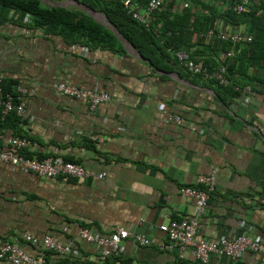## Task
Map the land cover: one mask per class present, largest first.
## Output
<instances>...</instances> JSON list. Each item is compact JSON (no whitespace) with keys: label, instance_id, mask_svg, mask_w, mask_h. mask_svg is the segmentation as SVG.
Here are the masks:
<instances>
[{"label":"crops","instance_id":"obj_1","mask_svg":"<svg viewBox=\"0 0 264 264\" xmlns=\"http://www.w3.org/2000/svg\"><path fill=\"white\" fill-rule=\"evenodd\" d=\"M137 1L131 5L136 10ZM237 1L164 0V7L169 18L187 9L201 18L211 16L209 29L250 35L251 19L229 14ZM41 2L83 10L107 26L102 13L81 2ZM246 6L256 15L264 12L261 0ZM138 11L145 13L142 7ZM31 22L0 10V81L33 90L24 98L31 118L3 120L0 145L6 146L11 135L26 136L33 142L25 150L30 156L60 154L94 172L106 171V177L46 178L0 161V241L22 244L39 256L41 246L23 235L51 234L72 248L68 254L43 252L52 264H191L196 259L189 249L179 257L176 244L160 248L168 239L159 224L191 214L194 201L179 192L180 186H198V175L213 173L200 233L208 239L242 234L264 243V67L247 70L257 81L233 76L255 89L253 95H234L182 64L170 62L168 71L154 67L135 56V47L110 26L118 38L114 49L69 42L61 32L48 33ZM214 39L206 36L204 45L193 46L190 58L205 68V60L219 62L226 53L213 49ZM58 82L107 92L110 99L91 109L86 99L59 93ZM175 116L183 122L176 123ZM118 226L145 234L150 243L122 239L118 254L101 262V247L79 237L81 227L108 235ZM203 264H264V256L250 251L235 259L211 255Z\"/></svg>","mask_w":264,"mask_h":264},{"label":"built area","instance_id":"obj_2","mask_svg":"<svg viewBox=\"0 0 264 264\" xmlns=\"http://www.w3.org/2000/svg\"><path fill=\"white\" fill-rule=\"evenodd\" d=\"M135 1L124 0V4L135 19L146 25L150 21L151 14L165 10L164 0H148L144 10L145 13H140L131 7ZM248 1L239 0L232 5V9L236 13H240L246 8ZM188 5V3H184V6ZM206 36L228 40L235 45L240 42H249L252 40L251 35L239 32L229 33L225 29H218V31L209 29L206 32ZM226 54L231 55L232 52H227ZM177 56L180 64L192 73H203L210 78L214 77L220 84L228 83L225 77L226 67L224 65H220L215 70L209 71L207 68L202 67L200 63L190 58L186 51L177 52ZM55 89L70 98L86 99L91 109L95 108L97 104L110 99L107 92L84 89L66 82L56 83ZM32 92V89L23 86H18L13 91L8 92L0 86L1 117L5 118L8 114L15 113L19 119L29 120L31 115L26 107L24 98L32 94ZM243 92L246 95L255 94L249 86H244ZM174 121L176 123L183 122L180 116H175ZM192 129H195V126ZM0 138H2L1 130ZM93 139H97V136H94ZM5 142L6 146L2 147L0 145V161L12 166H19L38 176L46 178L72 177L79 179H103L106 177V171L94 172L84 167L81 163L65 159L60 154H51L43 157L26 154L25 150L31 148L33 145L32 140L26 136L11 135ZM214 182L215 177L213 173L200 174L197 177L198 186H180L179 192L194 201V209L191 214L182 217L180 220H171L167 223L159 224L160 231L168 239L166 243L160 245V248L171 250L174 244H176L178 246L179 257H183L184 250L189 249L192 256L196 259L191 264L206 263L211 255H223L235 259L244 251L259 253L264 256V243L252 236L237 234L233 236L224 235L218 239H208L200 233L199 220L207 207L210 192L214 189ZM79 237L85 242L101 247L98 254V259L101 262L118 254V244L122 239L133 238L141 245L150 243L149 238L145 234L130 231L121 226L116 227L108 235H101L94 232L91 228L81 227ZM23 239L33 245L41 246L42 254L40 256H34L28 253L22 244L12 241H0V261L8 262L9 264H49L43 254L44 251L54 250L65 254L71 248L70 244L62 243L51 234H44L38 238L29 233H25Z\"/></svg>","mask_w":264,"mask_h":264},{"label":"trees","instance_id":"obj_3","mask_svg":"<svg viewBox=\"0 0 264 264\" xmlns=\"http://www.w3.org/2000/svg\"><path fill=\"white\" fill-rule=\"evenodd\" d=\"M74 1L81 2L102 13L124 40L132 44L141 56L150 60L154 67L162 71L172 70L173 66L170 65L172 63L180 64L177 56L179 51H186L189 57H193L189 54V50L198 44H205L206 31L210 28L208 24L212 18L211 16L201 18L187 9H183L182 12L169 18L168 12L163 10L151 14L150 21L146 25L133 17L132 13L125 7L124 0ZM139 1V5L145 10L148 0ZM261 1L262 7H264V0ZM248 8L246 6L245 10L240 13L231 10L229 14L238 19V15L244 14L251 19L248 34L252 36V40L235 45L228 40L214 39L212 40L215 46L213 49L220 47L221 51L225 53L231 50L232 45L236 46V49H232V54H226L219 62L218 60L213 63H209L207 60L203 62L209 71L215 70L219 65L226 67L225 77L230 79L229 81L232 80L231 82L220 84L214 77L210 80L213 79L217 90H227L234 95L243 92L244 87L237 83V78L249 76L247 70L250 68L264 67V12L261 15H256V11L246 10ZM1 9L13 10L14 13H17L19 22L28 16L32 21L30 26L42 27L48 33L61 32V35L69 42L90 44L92 47L108 46L110 49H114L111 44L118 41L109 27L96 21L83 10L64 6H48L43 4L41 0H0ZM224 15L226 16V14ZM194 33L195 37L192 40ZM155 57L158 61L155 60ZM233 76H237V78H232ZM248 78L257 81L254 74ZM235 85L238 86L237 89L234 88ZM0 86L8 92L14 90L11 83L5 84L0 81ZM251 88L255 90L253 86ZM9 119L13 120L12 123L20 121L15 113L8 114L4 119L0 115V127L3 120ZM26 154L31 155L30 153Z\"/></svg>","mask_w":264,"mask_h":264},{"label":"water","instance_id":"obj_4","mask_svg":"<svg viewBox=\"0 0 264 264\" xmlns=\"http://www.w3.org/2000/svg\"><path fill=\"white\" fill-rule=\"evenodd\" d=\"M89 10H90V13L94 16L96 12H94V11L91 10V9H89ZM106 25H107V26H110V27L112 28V30L115 32V34L117 35V37H118L121 41H123L124 43H126L125 40L119 35L118 31L116 30V28H115L114 26H111V24H110L108 21H106ZM126 44H127V43H126ZM134 55L137 56V57H139V58L144 59V58H143L139 53H137L136 51H135V54H134ZM146 61H148V60H146Z\"/></svg>","mask_w":264,"mask_h":264},{"label":"clouds","instance_id":"obj_5","mask_svg":"<svg viewBox=\"0 0 264 264\" xmlns=\"http://www.w3.org/2000/svg\"><path fill=\"white\" fill-rule=\"evenodd\" d=\"M126 7V6H125ZM127 8V7H126ZM245 10V9H244ZM243 10V11H244ZM144 11V10H143ZM57 238V237H56ZM58 239V238H57ZM59 240V239H58ZM60 241V240H59ZM63 243V242H62ZM65 244H69V243H65ZM24 246V245H23ZM70 247H71V245H70ZM25 248V247H24ZM26 250V249H25ZM47 251H52V252H58V251H54V250H46V251H44V252H47ZM72 251V248H70V251L69 252H67V253H65V254H68V253H70ZM58 253H60V252H58ZM60 254H62V253H60ZM32 255V254H31ZM34 256H38V255H34ZM40 256V255H39ZM111 257H113V256H111ZM46 259V258H45ZM47 260V259H46ZM48 261V260H47ZM106 261V260H105ZM48 263L49 264H52V263H50L49 261H48Z\"/></svg>","mask_w":264,"mask_h":264},{"label":"rangeland","instance_id":"obj_6","mask_svg":"<svg viewBox=\"0 0 264 264\" xmlns=\"http://www.w3.org/2000/svg\"><path fill=\"white\" fill-rule=\"evenodd\" d=\"M44 2L50 4L49 1L48 2L47 1H44ZM98 19H99V21L105 23V18H103V16L101 14H98Z\"/></svg>","mask_w":264,"mask_h":264}]
</instances>
